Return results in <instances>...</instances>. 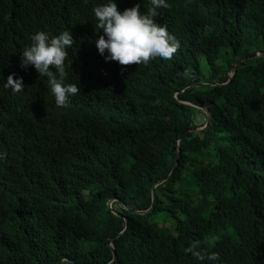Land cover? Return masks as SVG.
<instances>
[{
  "label": "trees",
  "instance_id": "1",
  "mask_svg": "<svg viewBox=\"0 0 264 264\" xmlns=\"http://www.w3.org/2000/svg\"><path fill=\"white\" fill-rule=\"evenodd\" d=\"M104 2L0 0V264H264V0H167L180 46L146 66L97 54ZM66 30L80 93L57 107L19 53Z\"/></svg>",
  "mask_w": 264,
  "mask_h": 264
},
{
  "label": "clouds",
  "instance_id": "2",
  "mask_svg": "<svg viewBox=\"0 0 264 264\" xmlns=\"http://www.w3.org/2000/svg\"><path fill=\"white\" fill-rule=\"evenodd\" d=\"M140 7V4H133L118 11L114 0H105L91 9L95 20L94 47L105 62L114 61L121 66H146L157 57L170 59L179 48V41L164 24H158L154 19L159 16L158 9L168 7L167 0H150V6L143 12L139 11ZM72 46L73 38L69 30L56 35L36 31L29 36V43L19 53V67L24 69L31 66L39 76L46 78L57 107L66 106L70 97L80 93L77 83L65 82L68 76L65 59L67 49ZM13 75L9 74L3 79V87L13 93H22V79L17 77L14 80ZM195 247L193 245L185 251L203 264H219L217 252L196 251Z\"/></svg>",
  "mask_w": 264,
  "mask_h": 264
},
{
  "label": "rangeland",
  "instance_id": "3",
  "mask_svg": "<svg viewBox=\"0 0 264 264\" xmlns=\"http://www.w3.org/2000/svg\"><path fill=\"white\" fill-rule=\"evenodd\" d=\"M206 77H207L206 72H203V78L205 79ZM201 112L204 113L205 112V109H201ZM201 116L202 115L199 116V119L200 120L198 118L196 119V124H197L198 127L201 126V124L203 123V117H201ZM157 222H161V221L158 220ZM171 225H172V222L170 220H167L166 223H165V226L169 227ZM169 232H172L173 233L172 230H169Z\"/></svg>",
  "mask_w": 264,
  "mask_h": 264
},
{
  "label": "water",
  "instance_id": "4",
  "mask_svg": "<svg viewBox=\"0 0 264 264\" xmlns=\"http://www.w3.org/2000/svg\"><path fill=\"white\" fill-rule=\"evenodd\" d=\"M255 57H257V56H255ZM195 107V106H194ZM196 108H198V107H196ZM198 109H202V108H198ZM205 114L206 115H208V113L206 112V110H205ZM209 121H210V117H209V115H208V123H209ZM206 127V126H205ZM204 127V128H205ZM197 131V130H196ZM195 132V131H194ZM187 134H185L184 136H186ZM176 162H177V159H175V162H174V166H173V169H172V172H173V170H174V168H175V165H176ZM154 199H155V196H154V194H152V203L154 202ZM124 222H125V228L127 227V224H128V222H127V219L126 218H124Z\"/></svg>",
  "mask_w": 264,
  "mask_h": 264
}]
</instances>
